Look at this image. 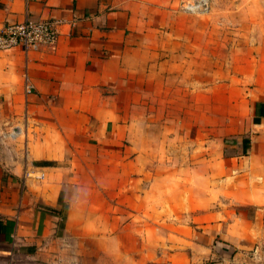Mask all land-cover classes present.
Instances as JSON below:
<instances>
[{"label": "rangeland", "instance_id": "rangeland-1", "mask_svg": "<svg viewBox=\"0 0 264 264\" xmlns=\"http://www.w3.org/2000/svg\"><path fill=\"white\" fill-rule=\"evenodd\" d=\"M158 1L171 11L112 99L120 145L64 143L72 198L92 220L104 211L113 232L127 227L131 255H196L234 227L236 246L264 264V205L237 196L263 174L233 157L248 98L264 94V0H207L199 12Z\"/></svg>", "mask_w": 264, "mask_h": 264}, {"label": "crops", "instance_id": "crops-1", "mask_svg": "<svg viewBox=\"0 0 264 264\" xmlns=\"http://www.w3.org/2000/svg\"><path fill=\"white\" fill-rule=\"evenodd\" d=\"M170 11L158 0H0V27L26 17L60 21L52 46L0 50V264H262L241 251L242 244L236 246L234 227L196 255L163 262L131 255L127 227L121 223L113 232L104 211L92 220L72 198L65 141L120 145L112 99ZM25 74L33 83L29 92ZM253 95L247 103L249 133L233 157L247 173L263 174L256 181L251 177V191L248 182L237 193L243 205L259 207L264 205V94ZM37 172L43 177L33 176ZM262 213L254 219L260 222Z\"/></svg>", "mask_w": 264, "mask_h": 264}, {"label": "built area", "instance_id": "built-area-1", "mask_svg": "<svg viewBox=\"0 0 264 264\" xmlns=\"http://www.w3.org/2000/svg\"><path fill=\"white\" fill-rule=\"evenodd\" d=\"M207 0H186L184 8L199 12L206 8ZM59 20H34L26 17L19 22H9L0 27V50L20 47L26 52L41 50L56 43L59 36ZM24 88L31 91L33 83L27 74L24 76ZM39 177H43L41 174Z\"/></svg>", "mask_w": 264, "mask_h": 264}, {"label": "trees", "instance_id": "trees-1", "mask_svg": "<svg viewBox=\"0 0 264 264\" xmlns=\"http://www.w3.org/2000/svg\"><path fill=\"white\" fill-rule=\"evenodd\" d=\"M244 142H245V139H244Z\"/></svg>", "mask_w": 264, "mask_h": 264}]
</instances>
